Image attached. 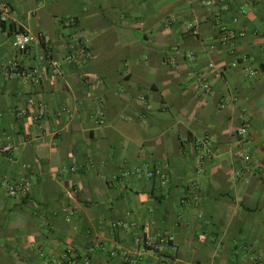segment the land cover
Here are the masks:
<instances>
[{"label":"crops","instance_id":"obj_1","mask_svg":"<svg viewBox=\"0 0 264 264\" xmlns=\"http://www.w3.org/2000/svg\"><path fill=\"white\" fill-rule=\"evenodd\" d=\"M5 1L13 17L0 26V65L43 77L0 76V149L11 145L0 150V264H127L120 252L145 225L178 244L149 262L264 264V0ZM220 24L240 32L246 61L231 66L237 55L211 49ZM17 30L43 37L20 53ZM22 176L31 190L14 198L3 181ZM120 219L126 227L113 226Z\"/></svg>","mask_w":264,"mask_h":264},{"label":"built area","instance_id":"obj_2","mask_svg":"<svg viewBox=\"0 0 264 264\" xmlns=\"http://www.w3.org/2000/svg\"><path fill=\"white\" fill-rule=\"evenodd\" d=\"M205 5L212 6L213 0H204ZM225 8H228V4L225 5ZM13 17V9L8 4L7 1H0V26H4L11 21ZM217 19H220V12L216 13ZM71 21L74 23L76 18H71ZM235 21H238L235 19ZM190 29L193 32H196L192 25H190ZM240 35V32L228 25L220 24L218 27V38L217 43L211 44V49H215L217 45L225 47L228 52L232 55H237V44L236 39ZM43 35H35L27 32H23L21 30L15 31L12 39V46L14 49L20 53H28L34 44L40 43ZM80 52L84 54L87 58L90 57V50L86 47V45L81 44ZM193 58L194 55H191ZM70 58H73L70 55ZM248 59L246 54L237 55V58L231 62V66H236L240 62H244ZM50 68L52 74L60 73V62L57 59L50 60ZM215 64L210 63V67H213ZM0 76H4L8 79H11L16 76H23L27 79H30L34 84H39L41 78L43 77V72L40 67L33 68H25L18 61H7L3 62L0 65ZM195 83L205 91H209L211 89V85L207 79V77L203 73H199L196 76ZM28 104L33 106L34 100L29 99ZM62 111L70 112L69 108H64ZM27 113V110H19V116H24ZM47 114L46 106L43 103H37L36 109L32 113V117L35 121H39L43 119ZM1 116V114H0ZM96 123L99 124L103 121V109L101 106L97 107L96 112ZM248 123L244 122L237 129V133L239 135H245L248 132ZM11 149V145H3L1 147V151H9ZM245 159L249 161L251 156L249 154L245 155ZM201 164L198 165L196 169V174L198 178L191 181L189 184L190 190L194 194V199L198 200L200 195V190L202 188L201 183L199 181V177L204 174L205 168ZM256 166L259 167V164ZM73 169V168H72ZM150 176H154L155 172L151 171L149 173ZM3 185L7 188L10 196L14 198H23L28 196L31 190V181L28 177L22 176L18 180L4 179ZM76 213V208L74 206H69L65 209V219L66 221H72L73 216ZM115 227H126L127 222L124 219L117 220L113 223ZM135 248L133 250L122 249L120 254L122 255L124 261L127 264H174L173 260L168 257H159L155 262H149V252H158L161 251L164 247L170 248L173 252H177L178 244L175 236L172 233H156L154 235L149 232V225L142 226L139 231L136 232L135 236ZM118 253L117 250L111 252L112 255H116Z\"/></svg>","mask_w":264,"mask_h":264}]
</instances>
